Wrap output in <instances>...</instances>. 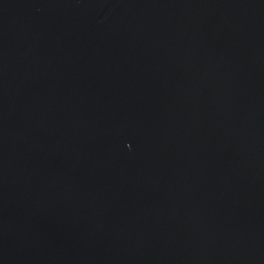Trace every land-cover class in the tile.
<instances>
[{
    "label": "water",
    "instance_id": "water-1",
    "mask_svg": "<svg viewBox=\"0 0 264 264\" xmlns=\"http://www.w3.org/2000/svg\"><path fill=\"white\" fill-rule=\"evenodd\" d=\"M0 264H264V0H0Z\"/></svg>",
    "mask_w": 264,
    "mask_h": 264
}]
</instances>
